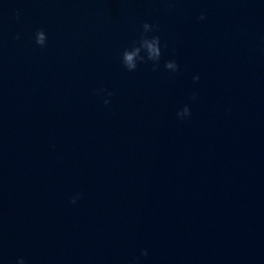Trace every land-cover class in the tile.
Instances as JSON below:
<instances>
[{"label": "water", "instance_id": "95a60500", "mask_svg": "<svg viewBox=\"0 0 264 264\" xmlns=\"http://www.w3.org/2000/svg\"><path fill=\"white\" fill-rule=\"evenodd\" d=\"M144 23L159 66L128 71ZM21 259L264 264V0H0V264Z\"/></svg>", "mask_w": 264, "mask_h": 264}, {"label": "clouds", "instance_id": "9594fccd", "mask_svg": "<svg viewBox=\"0 0 264 264\" xmlns=\"http://www.w3.org/2000/svg\"><path fill=\"white\" fill-rule=\"evenodd\" d=\"M17 19H19V16H17ZM200 19L203 20L205 19V17L201 15ZM142 28H143V32L141 34L139 41L136 44H134L130 49H125L122 54V62L128 71H135L138 67V63L144 62L145 59L154 62L153 64L154 70H156V68H158L159 66V61L162 56L160 37L159 35H152L151 37L147 35L150 32L158 31L159 26L149 23H144L142 25ZM17 39H19V36H17ZM35 41L36 44L41 47H44L46 45L47 35L43 29H40L36 32ZM142 51L146 54V56L141 54ZM165 67L169 70H172L173 72L179 71V65L175 61L166 62ZM194 79L196 81H199L200 77L196 76L194 77ZM108 95L111 96L112 93L109 92ZM108 103H110V101L105 100V104ZM177 115L183 119L185 117H190L191 111L186 106L183 109V111L179 112ZM77 198L78 197L73 198L72 203H75ZM142 254L144 256L148 255L146 250ZM19 264H24V261L21 259L19 261Z\"/></svg>", "mask_w": 264, "mask_h": 264}]
</instances>
